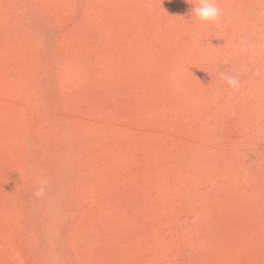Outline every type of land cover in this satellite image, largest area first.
Masks as SVG:
<instances>
[{"label": "rangeland", "instance_id": "rangeland-1", "mask_svg": "<svg viewBox=\"0 0 264 264\" xmlns=\"http://www.w3.org/2000/svg\"><path fill=\"white\" fill-rule=\"evenodd\" d=\"M190 2L0 0V264H264V0Z\"/></svg>", "mask_w": 264, "mask_h": 264}, {"label": "clouds", "instance_id": "clouds-1", "mask_svg": "<svg viewBox=\"0 0 264 264\" xmlns=\"http://www.w3.org/2000/svg\"><path fill=\"white\" fill-rule=\"evenodd\" d=\"M190 3L193 4L191 18L201 23H212L217 25L220 23L223 11L218 6V0H196V2ZM241 50H247V46H243ZM223 79L230 88L235 90L239 89L240 81L235 76L224 74ZM41 183H44V181H41ZM42 192L43 188L37 191L36 195L39 196Z\"/></svg>", "mask_w": 264, "mask_h": 264}]
</instances>
